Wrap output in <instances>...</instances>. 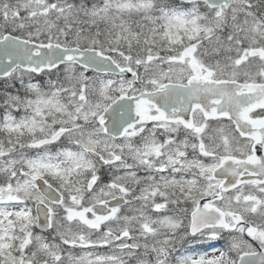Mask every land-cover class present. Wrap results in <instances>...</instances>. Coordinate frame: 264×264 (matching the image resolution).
I'll return each mask as SVG.
<instances>
[{"label":"snow or ice","instance_id":"snow-or-ice-1","mask_svg":"<svg viewBox=\"0 0 264 264\" xmlns=\"http://www.w3.org/2000/svg\"><path fill=\"white\" fill-rule=\"evenodd\" d=\"M0 264H264V0H0Z\"/></svg>","mask_w":264,"mask_h":264}]
</instances>
